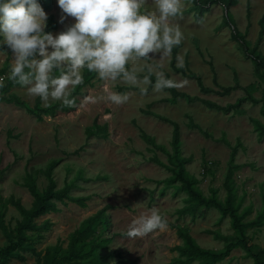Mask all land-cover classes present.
Instances as JSON below:
<instances>
[{
    "label": "rangeland",
    "instance_id": "obj_1",
    "mask_svg": "<svg viewBox=\"0 0 264 264\" xmlns=\"http://www.w3.org/2000/svg\"><path fill=\"white\" fill-rule=\"evenodd\" d=\"M237 1L238 4L229 9L232 23L245 36L250 48L257 44L264 56V35L259 39L264 0ZM41 7L47 18L52 16L56 23L51 31L54 36L75 23L72 18L59 23L61 9L57 0H50ZM189 7L191 2L184 10ZM223 15L222 6L214 5L202 23H196L192 14L175 19L184 36L176 57H183V69L188 78L173 69L172 53L162 61L152 62L155 70H162L167 78L187 81L184 87L176 90L195 98L192 102L186 98L174 99L167 91L153 92L152 88L147 95L141 96L139 87L117 81L109 83L108 91L128 94L129 100L114 105L99 99L107 93L103 82L95 77L92 87H84L74 96L76 106L72 111H57L53 116H42V120H37L24 108L0 103V214L4 213L5 224L10 230L21 220L18 211L9 203L10 197L19 200L25 209L33 202L23 186L26 172L44 170L55 164L52 174L56 189L72 184L69 196L83 198L85 206L68 201L54 202L57 212L35 219L42 229L26 233L35 252L43 253L55 246L66 249L70 236L103 210L104 218L86 239L90 244L98 243L95 262L179 264L185 256L180 252L184 244L176 228L168 226L141 238L129 239L125 235L134 218L154 207L170 224L186 229L200 248L219 251L236 237L229 217L214 207L194 210V202L182 191L181 184L169 182L173 174L166 167L176 171L183 169L193 178L194 187L202 196L209 198L213 189L217 200L224 202V178L235 148L232 163L237 166L232 175L235 206L244 223L263 215L261 225L246 229V237L254 251L264 247V70L256 73L252 60L244 58L237 50L231 40L230 27L220 26ZM1 46H4L2 37ZM7 57L11 67L12 53L6 47L5 51H0V68ZM176 57L174 67L178 68ZM159 64L163 67H157ZM8 75L9 72L0 77V83ZM197 77L205 88L213 91L221 87L253 85L250 95L258 103L244 101L236 114L206 108L200 100L226 107L246 97V93L241 89L228 96L201 93ZM9 93L24 101L28 109H34L37 97H29L25 89L12 87ZM86 96L96 97L97 102L83 104ZM38 107L46 108L42 101ZM158 117L178 125L177 143L173 126ZM190 120L198 129L190 126ZM93 122L106 126V139L86 137L85 129ZM155 159L165 166L155 163ZM46 184L44 176L37 174L39 192ZM3 245L5 239L0 232V248ZM19 254L24 260L12 259L9 264H37V257L28 249ZM93 262L87 258L82 264ZM214 264H253V260L236 248Z\"/></svg>",
    "mask_w": 264,
    "mask_h": 264
},
{
    "label": "clouds",
    "instance_id": "obj_2",
    "mask_svg": "<svg viewBox=\"0 0 264 264\" xmlns=\"http://www.w3.org/2000/svg\"><path fill=\"white\" fill-rule=\"evenodd\" d=\"M189 2L57 0L59 23L68 18L75 23L54 36L45 31L47 15L38 0H0V37L12 53L8 79L25 89L29 97H39L45 107L56 102L75 107L73 92L84 84L85 71L103 82L107 95L99 99L114 105L127 103L129 95L109 92L110 82L139 87L141 96L148 93L141 85H151L156 93L180 89L188 82L167 78L152 62L169 57L183 41L180 25L174 21ZM176 60L177 67L183 68V57L178 55ZM96 102L93 96L82 101ZM167 227V219L154 207L134 218L125 235L141 238Z\"/></svg>",
    "mask_w": 264,
    "mask_h": 264
},
{
    "label": "trees",
    "instance_id": "obj_3",
    "mask_svg": "<svg viewBox=\"0 0 264 264\" xmlns=\"http://www.w3.org/2000/svg\"><path fill=\"white\" fill-rule=\"evenodd\" d=\"M50 0H38L40 6L46 5ZM191 7L184 10L182 15L192 14L193 20L196 23H202L206 14H208L214 5L222 6L224 10V15L222 18L221 27H230L231 40L235 42L237 50L240 54L247 59H251L255 68V72L258 73L261 70H264V56L258 50L257 44L250 48L248 42L245 40V36L241 35L234 24L229 14V9L238 4L237 0H190ZM248 6V4H247ZM249 16V14H247ZM47 27L45 31L51 33L56 28V23L53 20L52 16L47 18ZM259 39L264 35V15L259 20ZM173 48L172 51V67L175 72L180 73L182 76L188 78L189 75L186 74L183 68L174 67V59L177 54L178 48ZM5 46L0 47V51H5ZM211 69L213 70L212 65L210 64ZM10 71V62L9 57L6 58L3 66L0 68V77L6 76ZM144 75V74H143ZM143 75H140L141 78ZM95 74H89L85 71L84 73V84L78 86L73 92V97L78 95L80 90L84 87H92ZM153 84L155 83V76L151 77ZM197 86L201 93H215L218 96H228L232 91L241 89L246 93V97L238 100L233 105H228L226 107L219 106L213 102L207 100H200V102L209 109L217 110L223 114L232 112L236 114L240 110V106L244 101H249L251 104L256 105L258 101L254 99L250 92L253 90V85L248 87H219V91H213L207 89L203 86L200 78H195ZM12 81L8 79V76L2 80L0 83V103L5 102L13 104L15 107L24 108L29 114L35 116L37 120H42V116H53L57 111L60 112H70L72 108L62 107L60 103H55L46 108H39L40 98L37 97L36 104L34 109H28L24 101H22L15 94L9 93V90L12 87H18ZM148 92L152 88L151 85H148ZM165 91L169 92L170 95L174 98H186L188 102H192L195 98L187 96L183 93L178 92L176 89H166ZM264 106V105H263ZM159 118V117H158ZM164 122H167L173 126L174 129V142L177 143L178 139V125L172 121H169L165 118H159ZM190 126L198 129V126L192 123L190 120ZM85 134L87 138L91 137H100L101 139L107 138V128L106 126H100L96 122L90 127L85 129ZM205 136H208L204 133ZM236 149H232L230 160L227 165V172L224 178L223 188L226 191V198L224 202H219L216 198V191L211 189V196L206 198L202 196L194 187V180L183 171V169L175 170L173 168L166 167L172 174V178L169 182H179L181 184V189L184 191L188 199L194 202V210L198 207L210 208L214 207L218 209L223 216H228L231 222V227L234 230L236 237L234 241L227 243L223 249L219 251H210L200 248L194 239L191 237L189 232L180 227L170 224L168 221V226L171 228H176V234L179 239L182 240L184 246L180 248L182 256H185L184 260H179V264H190L193 262H199L200 264H214L228 257L229 254L236 248H240L245 252L246 257L253 260V264H264V247L258 251H254L253 248L248 244L246 237V229L254 225L262 224V214H259L255 221L249 223L242 222V217L238 214V208L235 206V188L232 183V175L234 169L237 166H234L233 158L235 155ZM177 159V158H176ZM155 163L163 165L160 161L154 160ZM179 162V161H178ZM181 166V162L178 163ZM55 164L49 165L44 170H32L27 171L24 177L23 186L28 190L29 194L33 198L32 205L29 209H25L19 200H14L13 197H10L9 203L12 205L20 214L21 220L16 223L14 230H10L8 225L4 221V213L0 214V232L5 239V245L0 248V264H9L12 259L18 261H23V257L20 256L19 252L24 249H28L35 257H37V264H82L87 258L94 260L93 264H105L98 263L96 261V249L98 243L90 244L86 242L92 233L93 227L100 222V219L104 218L103 210L96 213V215L85 221L83 226L76 230L71 236L70 241L66 249H62L59 246L49 247L43 253L35 252L31 243L28 242L27 232H37L42 229L35 223V219L46 215L48 213L57 212L54 202L65 203L68 201L70 203L76 204L80 207H84L83 198H73L69 196V191L73 187L72 184H66L62 189H56V183L53 178V168ZM42 174L47 181L45 188L39 192L36 186V175ZM193 212V211H192ZM194 212L192 213V215ZM103 222H106L103 220Z\"/></svg>",
    "mask_w": 264,
    "mask_h": 264
}]
</instances>
